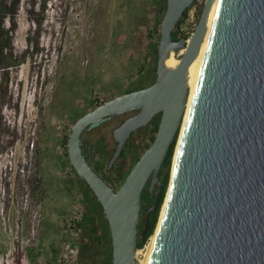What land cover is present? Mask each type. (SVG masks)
<instances>
[{
    "label": "water",
    "instance_id": "water-1",
    "mask_svg": "<svg viewBox=\"0 0 264 264\" xmlns=\"http://www.w3.org/2000/svg\"><path fill=\"white\" fill-rule=\"evenodd\" d=\"M193 2L166 0L155 80L102 102L71 127L68 159L102 206L110 264H135L142 190L149 177L151 195L159 185L155 210L159 169L175 138L173 173L147 264H264V0H206L192 34L176 39L172 32ZM211 7L187 106L188 67ZM178 49H184L178 63L167 66ZM132 109L139 111L113 130L109 167L133 130L158 112L160 120L152 143L115 189L90 165L81 135Z\"/></svg>",
    "mask_w": 264,
    "mask_h": 264
},
{
    "label": "rangeland",
    "instance_id": "rangeland-1",
    "mask_svg": "<svg viewBox=\"0 0 264 264\" xmlns=\"http://www.w3.org/2000/svg\"><path fill=\"white\" fill-rule=\"evenodd\" d=\"M205 1L194 0L182 16L175 28L179 37L192 34ZM156 8L155 0H20L16 14L5 17L15 64L0 68V264H57L69 237L64 219L83 209L63 138L95 107L94 99L125 92L153 65L149 29L162 18ZM180 50L173 52L177 58ZM114 126L107 121L92 128L107 158L115 146ZM120 163L108 173L114 181L127 175V160ZM150 236L138 248L142 252ZM76 237L80 247V232ZM75 263L91 260L85 255Z\"/></svg>",
    "mask_w": 264,
    "mask_h": 264
},
{
    "label": "trees",
    "instance_id": "trees-1",
    "mask_svg": "<svg viewBox=\"0 0 264 264\" xmlns=\"http://www.w3.org/2000/svg\"><path fill=\"white\" fill-rule=\"evenodd\" d=\"M19 1L20 0H0V68H2V69H7L9 66H12L15 64V60L12 58L11 51H10V36L8 35L9 30L4 28L3 21H4L5 17H11V16H14L16 14L17 7L19 5ZM155 1L157 4V8L155 10L156 13L163 15L162 11L164 13L166 0H164V1L155 0ZM190 7L191 6L187 7L184 10V15L187 14V11L189 10ZM160 21H161V19H158L156 21L157 24H154L152 26V28L149 29V36L153 40V41H151V44H149L150 45L149 54H152V56L154 58V63L150 68H147V67L143 68L144 70L139 72V74L137 75L135 80L125 90V92L130 91V90H134V89H138V88H142V87H146L149 84H151L156 78L157 45H158L159 38H160V32H159L160 27L158 28V26L160 25ZM182 22H183V18L181 17L178 20L177 25H180ZM172 36L176 39L180 38L178 36V32L176 29L173 30ZM7 51H8V53H7ZM94 100H95V104L93 106H97V105L102 103V101H100V100H96V99H94ZM159 119H160V112L157 113V115L155 116V119L153 120V124H152L153 125L152 126L153 134L157 130ZM151 139H153V135L151 136ZM67 140H68V136H64L63 143L65 144L66 160L68 162L69 167L71 168V170L76 175L77 183H78V189L81 193V202L83 204V208L85 209V213H86L85 214L86 217L84 216V217L76 220L77 226L79 228H84V226L87 224L86 218H88V219L90 218L92 220V222H94L95 224H97L98 226L101 227V231L103 233L102 242H103V244H105L104 245L105 248H107L105 250L106 256H104L102 258V264H110V260H111V239H110V234H109V229H108V224H107L105 214L102 210V206H101L100 202L97 200L96 196L94 195V193L91 190V188L89 187V185L85 182V180H83V178H81L75 172L72 165L70 164L69 159H68V154H67ZM175 141H176V138L173 140V142L170 145V147L167 151V154L165 156V159L163 162V168H164V175L162 177L163 186L161 188V191L158 194V202H157V206H156L155 210L152 212V218L150 219V221H149V223H148V225L144 231L142 238L139 241H137V247L138 248H140L145 243L147 238L153 232L154 225L156 222V218L158 215V211H159V208H160V205L162 203L163 196H164V191H165V187H166V183H167V179H168V170L170 167V162H171V158H172V153H173ZM148 144L149 143H145L140 151H138V150L136 151V149L132 147V144H130L128 147H125L121 151L118 158H119L120 162L121 161L125 162L127 160L126 174L132 168L134 163L137 161V159L141 155V152L145 150V148H146V146H148ZM105 154H106L105 151L102 152L101 157H104ZM104 159L106 160V158H104ZM120 167H121V165L118 164V166H116L114 168L119 169ZM124 177H123V179H121V180L119 179V180H116L114 182L108 181L106 179V177H104V178H105V180L110 182L115 189H117L120 186V184L122 183V181L124 180ZM146 197H147V199H149L151 201V198L149 197V193L146 194Z\"/></svg>",
    "mask_w": 264,
    "mask_h": 264
},
{
    "label": "flooded vegetation",
    "instance_id": "flooded-vegetation-1",
    "mask_svg": "<svg viewBox=\"0 0 264 264\" xmlns=\"http://www.w3.org/2000/svg\"><path fill=\"white\" fill-rule=\"evenodd\" d=\"M138 111H139V109H132L129 111H125L121 114L111 115V116L106 117L105 119H103L102 121H100L96 124L88 126L82 132L81 145H82V148H83V151L85 153L86 158L88 159L90 165L101 176L103 175L104 177H106V179L108 181L114 182V179L112 177H109L108 173L113 171V169H115L114 167L118 166V164L121 165V163H120L119 158H117L115 160V162L110 167L108 166L110 157H111L113 152L111 153L110 157L107 158V152L108 151H107L106 145L102 141V139L100 138V135L97 136V133L92 132V128L97 126L98 124H101V123H104L107 121L114 122L115 123L114 128H115L119 124H121L125 118L136 114ZM156 115H157V113L152 117V119H150L148 121V123L146 125L139 126L131 132V134L126 139L122 150L125 147H128L130 144H132V147L135 148L137 151L138 149H141L145 143H149L148 146L152 143L154 136H155V133H156V131H155L153 134V131H152L153 125L152 124H153V120L155 119ZM114 128L112 129V142H114L115 146H116L117 141L114 139V136H113ZM142 135H143V137H145L144 139L146 140V142H145V140L144 141L141 140ZM152 135H153V139H151ZM115 146L113 148V151L115 149ZM148 146H146V148ZM104 151L106 152V154L104 157H101V153ZM138 151H140V150H138ZM142 152H141V154H142ZM104 158H106V160ZM164 159H163L161 166H160V169H159V176H160L161 180H162V177L164 175V168H163ZM149 179H150V177H149ZM149 179L146 181V183L143 187V190H142V194H141V209H140L139 221H138L137 241H139L142 238L144 231H145L150 219L152 218V212L154 210H151L150 208L152 207V205L155 202L156 191L159 187V185L156 183L153 187V194L151 195L150 191H149V187H148L149 186ZM108 183H110V182H108ZM162 186H163V181H162ZM160 191H161V189L159 190V192ZM159 192H158V194H159ZM147 193H149V197L151 198V201L149 199H147V197H146ZM85 214H86L85 209L83 208L81 218L84 217ZM86 219H87V224L84 226V228H80V231H79L80 232V238L82 239L81 240L82 243L80 244V247H79L78 258L84 257L85 255H88V257L91 260V264H102V258L104 256H106L105 250L107 248H105V246H104L105 244H103V242H102L103 233L101 231V227L98 226L97 224H95L94 222H92V220L90 218L89 219L86 218ZM87 239H89L90 241L87 242L86 241Z\"/></svg>",
    "mask_w": 264,
    "mask_h": 264
},
{
    "label": "built area",
    "instance_id": "built-area-1",
    "mask_svg": "<svg viewBox=\"0 0 264 264\" xmlns=\"http://www.w3.org/2000/svg\"><path fill=\"white\" fill-rule=\"evenodd\" d=\"M82 216V209L76 208L73 212L67 214L64 219V225L69 232V237L63 242L57 264H76L75 261L79 255V245L77 243V234L80 228L77 226L76 220Z\"/></svg>",
    "mask_w": 264,
    "mask_h": 264
},
{
    "label": "bare ground",
    "instance_id": "bare-ground-1",
    "mask_svg": "<svg viewBox=\"0 0 264 264\" xmlns=\"http://www.w3.org/2000/svg\"><path fill=\"white\" fill-rule=\"evenodd\" d=\"M212 7H213V4H212ZM212 7L209 11V15H208V18H207V23H206V30H205V33H204V38L200 44V50H199V53L198 55L195 57V59L190 63L189 67H188V74H187V83H188V86H189V96H188V101H187V106H188V102H189V98H190V93H191V90H192V86H193V78H192V74H193V71H194V68H195V65H196V62H197V59L200 55V52H201V49H202V45H203V42H204V39H205V35H206V32H207V28H208V24H209V20H210V16H211V12H212ZM184 49H181L180 51L183 52ZM178 63V58L175 56V54L173 52L170 53V56L166 59L165 61V64L169 67H173L175 66L176 64ZM185 117V116H184ZM174 158H175V153H174V156H173V162H172V173H173V164H174ZM172 173H171V177H172ZM170 182H171V179H170ZM170 185V183H169ZM168 191H169V186H168V189H167V192H166V196H165V200L167 198V195H168ZM165 200L163 202V205H162V209H161V213H160V217H159V221H158V224H157V227L155 229V232H153V234L150 236L149 238V242H148V248L145 252H142V249H138L136 251V258H137V263L138 264H147V260H148V257H149V254H150V251L152 249V246H153V243H154V240H155V236H156V231H157V228H158V225L160 223V220H161V215H162V212H163V208H164V204H165ZM145 248V247H144ZM138 254H142L143 255V258H139L138 257Z\"/></svg>",
    "mask_w": 264,
    "mask_h": 264
}]
</instances>
